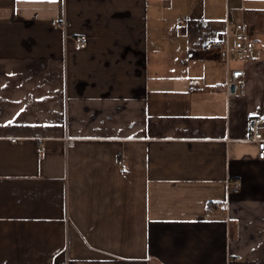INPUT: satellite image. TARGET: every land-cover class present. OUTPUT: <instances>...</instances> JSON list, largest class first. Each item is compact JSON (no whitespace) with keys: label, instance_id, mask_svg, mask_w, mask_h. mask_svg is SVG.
<instances>
[{"label":"crops","instance_id":"1","mask_svg":"<svg viewBox=\"0 0 264 264\" xmlns=\"http://www.w3.org/2000/svg\"><path fill=\"white\" fill-rule=\"evenodd\" d=\"M238 19L255 46L227 96L206 45ZM251 116L264 0H0V264H264Z\"/></svg>","mask_w":264,"mask_h":264},{"label":"built area","instance_id":"2","mask_svg":"<svg viewBox=\"0 0 264 264\" xmlns=\"http://www.w3.org/2000/svg\"><path fill=\"white\" fill-rule=\"evenodd\" d=\"M52 23L63 28L67 27L65 18L56 17ZM235 27L226 30L223 37L212 40L207 43L206 50L209 53L215 54L225 60L228 68L226 77L223 80L217 81L214 88L227 96L243 94L246 90L245 69L243 67H233L231 64L237 61H244L253 58V48L255 39L252 35V30L244 20H235ZM77 44L80 47H85L88 43V36L82 34L76 37ZM264 123V117L251 116L249 118V140L257 146V156L264 159V134L261 131V124ZM69 142L73 138L68 139ZM121 165V171H124V160H118ZM242 181L239 178H228L227 180V196L226 203L230 201V197L234 192L240 190ZM214 207V204H210ZM62 264H68L67 261Z\"/></svg>","mask_w":264,"mask_h":264},{"label":"rangeland","instance_id":"3","mask_svg":"<svg viewBox=\"0 0 264 264\" xmlns=\"http://www.w3.org/2000/svg\"><path fill=\"white\" fill-rule=\"evenodd\" d=\"M244 1H246V2H248V0H244ZM255 2V3H257V2H259L260 0H251V2Z\"/></svg>","mask_w":264,"mask_h":264}]
</instances>
